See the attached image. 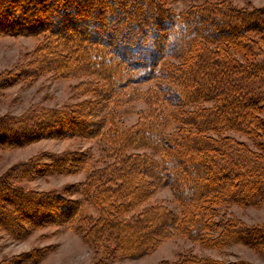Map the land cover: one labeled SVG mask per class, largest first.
Listing matches in <instances>:
<instances>
[{
	"label": "trees",
	"instance_id": "16d2710c",
	"mask_svg": "<svg viewBox=\"0 0 264 264\" xmlns=\"http://www.w3.org/2000/svg\"><path fill=\"white\" fill-rule=\"evenodd\" d=\"M167 4L0 0V36L45 37L23 76L86 77L83 91L95 99L0 116V149L62 138L107 144L105 162L95 168L91 154L63 152L0 176V228L13 239L67 227L96 257L113 261L142 258L174 237L208 249L244 244L264 253V228L217 220L224 207L264 203V144L252 150L227 135L264 138V7L207 0L175 13ZM16 75L2 74L0 90ZM152 82L142 93L148 109L138 122L115 124L133 87ZM82 172L84 182L63 192L22 185L39 174ZM161 188L171 190L178 212L148 205ZM75 194L82 199L70 198ZM47 253L34 250L15 263L38 264ZM173 264L227 263L186 255Z\"/></svg>",
	"mask_w": 264,
	"mask_h": 264
},
{
	"label": "rangeland",
	"instance_id": "374dc122",
	"mask_svg": "<svg viewBox=\"0 0 264 264\" xmlns=\"http://www.w3.org/2000/svg\"><path fill=\"white\" fill-rule=\"evenodd\" d=\"M204 1L207 0H168L167 8L175 13H181ZM229 1L239 8L264 7V0ZM44 42L43 36H0V76L9 72L16 75L19 71L14 84L0 90V116H20L29 110L60 109L95 100L83 91L82 85L88 80L86 77L63 78L52 73H43L35 79L23 76L22 68L31 61L32 55ZM154 84L152 82L133 87V92L128 95V103L122 105L115 124L131 127L138 122L139 114L148 109L147 103L141 98L142 93L147 92ZM227 135L245 143L252 150H257L258 142L264 144V138L255 141L235 132ZM104 151H107L104 140L83 138L43 139L21 148L0 149V176L17 164L35 158H40V163H45L44 156L63 152L91 154L93 158L91 168H95L105 162ZM86 176V172L74 175L39 174L32 180L23 181L22 185L29 190L63 192L69 185L84 182ZM70 198L82 199L79 194ZM155 204H164L175 212L179 211L169 188H161L154 194L148 205ZM88 212L96 215L90 207ZM220 216L217 218L219 221L224 217L246 226L264 228V203L253 207L236 205L224 207L220 210ZM41 249H46L48 253L38 264H173L186 255L210 258L227 264L238 262L264 264V253H258L244 244L208 249L181 237L162 242L154 252L142 258L113 261L100 255L96 257L93 250L84 242L82 235L67 227L47 226L33 230L24 240L13 239L0 228V264H16V258Z\"/></svg>",
	"mask_w": 264,
	"mask_h": 264
}]
</instances>
